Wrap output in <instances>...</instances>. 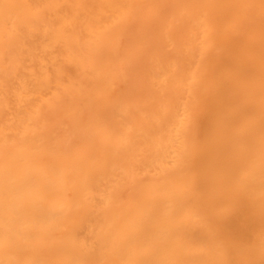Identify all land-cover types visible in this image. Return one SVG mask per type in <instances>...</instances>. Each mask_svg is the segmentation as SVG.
<instances>
[{"label": "bare ground", "instance_id": "obj_1", "mask_svg": "<svg viewBox=\"0 0 264 264\" xmlns=\"http://www.w3.org/2000/svg\"><path fill=\"white\" fill-rule=\"evenodd\" d=\"M131 1L0 0V264H264V0Z\"/></svg>", "mask_w": 264, "mask_h": 264}, {"label": "rangeland", "instance_id": "obj_2", "mask_svg": "<svg viewBox=\"0 0 264 264\" xmlns=\"http://www.w3.org/2000/svg\"><path fill=\"white\" fill-rule=\"evenodd\" d=\"M153 1L154 0H132L131 1V4H129L128 9H127V12H128L127 20L129 21V24H131L130 28H134L137 25V23L139 22L138 19L140 18V16L150 19V22L156 17L157 7L152 6L151 3ZM128 35L129 34H125L123 39L126 40Z\"/></svg>", "mask_w": 264, "mask_h": 264}]
</instances>
